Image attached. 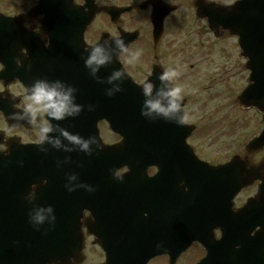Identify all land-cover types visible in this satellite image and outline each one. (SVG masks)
Returning a JSON list of instances; mask_svg holds the SVG:
<instances>
[{"label": "flooded vegetation", "instance_id": "obj_1", "mask_svg": "<svg viewBox=\"0 0 264 264\" xmlns=\"http://www.w3.org/2000/svg\"><path fill=\"white\" fill-rule=\"evenodd\" d=\"M39 1L30 0L19 8L0 9L7 16H21L0 41L3 60L0 61V130L6 135L4 141L15 136L23 143H37V132L44 121L50 125L46 113H37L33 118L31 113L25 111L26 97L31 94L27 86L37 80H44L63 91L71 87L72 102L79 106L78 112L65 114L62 119L52 118L55 123H62L74 132L81 127L97 128L105 143L117 142L118 136L112 135L101 115L99 117L96 113L97 107L115 106L117 76L114 73L118 71L114 63L116 48L117 64L119 60L138 84L149 81L155 88H166L167 81L159 78L162 72L170 68L179 72V76L170 82L171 87L180 86L183 89L181 100L184 103V116L188 117L185 122L194 125L188 142L197 156L202 158L197 145L191 143L203 109L194 102L202 103L214 94L228 98L233 92L229 81L240 76L246 82L249 75L246 68L249 58L242 53L238 38L221 25H211L205 17L221 13L215 9V4L231 5L237 0H93L95 9L89 7L86 0H73L72 3H67V0L53 3V0H49L48 5L53 3L58 7L53 9L40 8L42 4ZM157 27L154 34V28ZM132 31L137 32V39L127 48L129 52L138 50L140 56L136 62L128 64L126 54L118 55L115 37ZM97 45L103 48L110 59L102 65L86 66L85 60ZM263 60L257 59L258 62ZM230 66L235 71L229 74ZM233 107L248 115L254 126L253 136L261 133L264 128L262 107L254 110ZM103 128L111 133V139L103 136ZM246 139L237 134L232 152L226 155V152H222L220 155L224 156L219 159L208 157V162L219 164L234 154L244 156ZM0 149H5V146H0ZM214 154L217 156L218 152ZM263 158L264 146L250 155L252 162H260ZM97 173L102 176L98 179L102 183L101 189H154L159 185L165 192L148 193L143 196L144 199L140 195L114 197L119 201L118 207L114 210L101 209L95 218L85 211L80 221L84 256L80 264H86L88 258L92 259V264H105L107 256L118 260L131 252L143 254L146 247L150 254L157 240L162 253L146 264H166L167 255L161 249L163 232L165 235L161 219L163 215L166 216L167 177H161V171L157 168H122L98 170ZM107 174L112 177H106ZM258 174L260 177L257 180L235 196L234 208L241 207L262 188L264 171L260 170ZM140 175L144 179H140ZM210 181L212 193L209 199L216 195L219 200L210 211L211 222L216 224L225 221L230 214H227L230 208L225 206V195L221 191V182L224 187L227 179L212 178ZM216 190L218 193H215ZM126 213L130 214L133 224L130 228L120 225L125 222ZM145 219L149 220V226L152 227V234L148 236H144ZM220 237L219 227L214 226L212 238L217 240ZM193 246L204 255L198 243H193L182 255Z\"/></svg>", "mask_w": 264, "mask_h": 264}, {"label": "water", "instance_id": "obj_2", "mask_svg": "<svg viewBox=\"0 0 264 264\" xmlns=\"http://www.w3.org/2000/svg\"><path fill=\"white\" fill-rule=\"evenodd\" d=\"M257 8L260 19L251 23L260 27L264 41V0ZM253 32L258 33L257 30ZM118 69L121 75L117 95L114 94L115 107L103 108L102 115L113 130L123 134V140L113 146L102 145L94 156L82 150L72 158L76 165L71 168L115 169L126 165L130 169H145L156 165L162 170L210 169L206 163L198 162L187 148L185 138L190 127L182 124L180 113L165 115L150 110L146 101L151 98L144 97L146 94L133 84L120 64ZM160 99L168 103L167 97L160 96ZM259 140L251 141L248 149H254ZM42 152L34 146L19 145L11 147L6 154L0 153V264H70L71 260L80 258L82 235L79 219L84 208L92 210V207L80 205L79 198L61 194L66 184L64 173L70 166L66 161L64 165L62 156L37 159V153ZM217 168L230 171L236 193L247 177L237 170L256 169L257 166L233 158ZM67 200L72 206L63 202ZM72 201H76V205ZM254 205L251 203L245 208ZM193 213L195 219L192 221L190 209L168 202L165 241L167 251L171 252L170 264L182 250L179 237L184 232L203 241L207 223L201 214L196 216V210ZM236 214L238 218L242 216L240 211ZM37 215L43 216V220L37 221ZM255 223L264 228L260 216ZM226 226L237 232L243 223L236 220V224L230 222ZM260 237L258 241H264V231ZM259 256L258 259L263 261L261 264H264V250ZM148 259L144 256L141 264ZM244 259L240 253L237 264H245ZM129 264H139V261L135 259ZM197 264H214V258L208 255Z\"/></svg>", "mask_w": 264, "mask_h": 264}, {"label": "clouds", "instance_id": "obj_3", "mask_svg": "<svg viewBox=\"0 0 264 264\" xmlns=\"http://www.w3.org/2000/svg\"><path fill=\"white\" fill-rule=\"evenodd\" d=\"M115 43L117 47L121 50V55H127V63L133 64L139 59L140 52L137 50L135 52H129L127 46H125L122 39L115 37ZM110 57L105 54L102 47L99 45L93 47L91 53L85 60L86 66L102 65ZM95 71V69H93ZM119 71L114 73V76H120ZM179 76V72L170 68L166 71H163L160 75L161 81H174ZM143 92L147 95L151 93L153 85L150 82L142 83ZM73 89L68 88L67 91L60 90L57 86H50L44 80H37L31 87V94L26 97L25 111L32 114L33 118L37 113H47L49 116L55 119L64 118L65 114H71L72 112H78L79 106L73 104V97L71 92ZM161 96L167 97L168 103L167 106L163 105L160 100H149L146 101L150 110H155L156 112L163 113L167 115L170 112L177 111L181 105L178 103L183 98V89L180 86H173L168 89V91L161 92ZM188 119L187 115L183 117V120ZM51 131V128L48 126L47 121H44L43 126L37 132L36 142H40L45 138V133ZM65 136H68V133H64ZM70 140L75 143H80V140L77 136H68ZM57 143H59L57 141ZM82 147L86 148L87 144H83ZM37 221H42L43 216L37 215Z\"/></svg>", "mask_w": 264, "mask_h": 264}, {"label": "rangeland", "instance_id": "obj_4", "mask_svg": "<svg viewBox=\"0 0 264 264\" xmlns=\"http://www.w3.org/2000/svg\"><path fill=\"white\" fill-rule=\"evenodd\" d=\"M30 0H0V8H19L22 3L26 4ZM230 73L235 70L230 66ZM241 77L231 79L229 82H233L234 88L239 83ZM232 87V88H233ZM197 106H202L201 114L202 118L197 121L198 130L191 139V143L197 145V151L210 159L222 158L224 155L229 154L234 150V145L236 143L237 134L244 136L245 138H250L254 134V126L251 124L247 114H242L241 111L234 108L233 106H228V98L218 96L214 94L206 101L202 103L194 102ZM103 136L105 138L111 139V134L103 128ZM217 151L216 156L214 152ZM222 152H226L224 155H220ZM196 246H193L186 254L191 255L185 257L177 264H188L195 257ZM86 264H92V259L88 258Z\"/></svg>", "mask_w": 264, "mask_h": 264}]
</instances>
